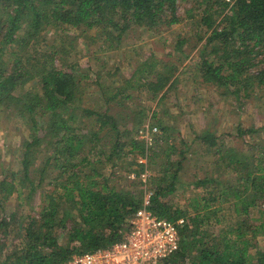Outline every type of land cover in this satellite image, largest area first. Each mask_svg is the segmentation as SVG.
<instances>
[{
  "label": "trees",
  "instance_id": "1",
  "mask_svg": "<svg viewBox=\"0 0 264 264\" xmlns=\"http://www.w3.org/2000/svg\"><path fill=\"white\" fill-rule=\"evenodd\" d=\"M181 1L185 0H0V109H12L20 119L32 123L30 138L24 143L21 174L12 173L11 181L4 177L0 181V194L6 199L12 196L16 180L21 189L28 183L33 194L38 186H43L49 169L59 171L54 191L42 195L45 203L38 217L19 229H13L16 221L11 215L0 220L3 232L0 264H63L74 255L108 248L131 232L130 220L143 207L160 218L185 221L180 227L179 248L161 264H264V248L259 245V237H264V127L239 131L240 136H256L249 157L219 144L208 131L198 137V141L208 145L206 152L219 159L218 169L235 178L231 187H224L214 179L196 184L222 186L217 198L228 203L238 216L235 223L215 234L211 218L203 216L205 210L199 206L177 207L172 199L181 163L171 161L169 149L175 145L169 144V127L160 125L162 135L156 138L151 133L156 112L150 118L145 110L114 115L120 106L126 109L125 101L132 98L123 95L127 86L111 90L102 85L98 73L96 83H100L109 107L104 112L82 110L88 113L82 117L94 118L97 124L95 130L86 133L85 129L93 122H83L79 127L73 111L81 102L80 81L74 73L78 66L59 67L55 55L64 50H58L56 45L36 49L49 28H83L97 32L108 41V48L115 50L133 26L144 25L152 30L181 23ZM197 2L201 12L187 17L194 18L198 42L203 43L197 67L200 81L223 88L227 94L248 92L246 97L256 87L264 90V0ZM186 43V39H178L177 53L183 52ZM163 66L168 69V65ZM171 66L170 75L158 74L153 81L148 75L137 87L157 99L158 106L173 87L170 81L176 68ZM35 81L38 92L28 89ZM36 115L45 116L41 129ZM146 129L149 138H138ZM163 137L170 147L164 153L160 177L144 181L147 166L127 161L129 168L140 169L135 171L132 189H118L111 181L114 173L107 179L105 170L109 165L114 169L120 162L130 160L129 156L147 158L149 165L163 153L155 146L164 142ZM42 145L51 154L39 172V179L31 180L32 167L39 158L35 154ZM254 212L262 214L260 223L252 221ZM218 213L217 209L210 212L215 217Z\"/></svg>",
  "mask_w": 264,
  "mask_h": 264
},
{
  "label": "rangeland",
  "instance_id": "2",
  "mask_svg": "<svg viewBox=\"0 0 264 264\" xmlns=\"http://www.w3.org/2000/svg\"><path fill=\"white\" fill-rule=\"evenodd\" d=\"M197 4V0L179 2V15L183 18L179 24L170 27L161 26L159 29L152 30L144 25L133 26L124 34L122 42L115 50H110L108 41L103 37L100 38L97 32L83 28L71 30L49 28L46 31L45 40L36 44V49L44 50L43 47L46 45L49 47L56 45L58 50H64L63 53L55 55L59 67L78 66L74 73L80 81L81 102L77 103V108L73 111L79 127L83 122H93L85 129L86 133L95 130L97 124L94 118L82 117L88 114L82 110L104 112L109 107L101 94L100 83H96L98 73L102 76L100 80L103 82L102 85L105 84L111 90L127 86L126 89H128L123 92V95L127 97L129 95L132 98L125 101L128 105L126 109L120 106L114 111L118 114L114 115L130 114V111L136 114L145 110L147 117L150 118L153 112H156L155 126L151 131L155 135L153 137L162 135L160 125L168 126V134L171 135L169 144L175 147L169 149V141L167 142L163 137L161 140L164 142L159 141L155 144L163 153L151 160L149 165L147 158L132 155L129 156L130 160L120 162L121 165L118 164L114 169L109 165L105 170V176L110 179L111 174L114 173L111 181L115 186L118 189L127 187L130 190L132 181L135 179V171L140 169L135 166L129 168L127 161L146 165L148 177H160L164 170L162 168L165 163L164 153L170 150L171 161L181 163L176 190L172 197L175 205L185 209L199 206L200 210H205L203 214L205 219L211 218L210 226L213 227L215 234H219L228 224L235 223L238 216L233 209H230L228 203H222L217 198V195L221 194L222 186L216 187L215 183H211L204 187H197L196 184L204 179H214L221 181L226 187V185H235V178L232 175L223 174L220 168L218 169L216 163L219 159L206 152L205 148L208 145L198 141V137L208 131L219 144L235 149L238 153L247 154L249 157V151L255 147L256 136L250 134L240 136L239 131L245 132L249 129L256 131L264 127V90L256 87L255 90L251 89L250 96L246 97L248 92L237 93L232 89L235 94H227L223 88L209 86L200 81L197 67L201 62L200 49L203 43L198 42V28L194 18L187 17L201 12ZM203 34L204 30L201 35ZM180 38L186 39L187 43L182 47L183 52L177 53L175 49ZM102 39L107 43L106 46ZM163 64L168 65V69H164ZM171 65L176 68L170 81L173 87L166 99L158 106L157 99H152L151 94L144 88L137 87L148 75L150 81L155 80L158 74L170 75ZM126 82L129 83L126 84ZM29 88H33L35 92L39 91L36 81L29 84ZM122 96L121 98L124 97ZM35 118L41 129L45 116L36 115ZM31 125V122L20 119L14 110L0 109V181L4 177L11 181L12 173L21 174V157L25 153L24 143L30 138ZM146 125H149V119ZM155 127L158 130H155ZM138 138L148 139L147 129L139 134ZM50 154L51 151L49 152L45 145L37 149L35 155L39 158L32 167L34 170L31 171V180L39 179V172ZM58 177L59 171L49 169L43 186H38L35 194L30 193L28 183L21 189L16 180V191L12 196L6 199L3 194H0V220L11 215L16 221L13 229L27 226L31 218L38 217L45 203L42 195L54 191V180ZM36 184L38 185L37 182ZM148 188L151 189L149 182ZM203 197L206 200H203ZM215 209L219 212L217 217L210 214ZM251 219L253 222L260 223L262 214L254 212L251 214ZM216 220H220L221 223H216ZM1 238H3L2 231H0ZM11 242L9 239L10 244ZM259 245L264 248L263 236L259 237Z\"/></svg>",
  "mask_w": 264,
  "mask_h": 264
},
{
  "label": "built area",
  "instance_id": "3",
  "mask_svg": "<svg viewBox=\"0 0 264 264\" xmlns=\"http://www.w3.org/2000/svg\"><path fill=\"white\" fill-rule=\"evenodd\" d=\"M147 178L146 172L144 181ZM184 222V219L172 222L160 218L143 207L131 218V232L123 241L105 249L74 255L63 264H161L179 248L180 227Z\"/></svg>",
  "mask_w": 264,
  "mask_h": 264
}]
</instances>
